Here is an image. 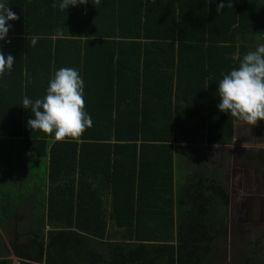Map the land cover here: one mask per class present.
<instances>
[{"label":"trees","instance_id":"1","mask_svg":"<svg viewBox=\"0 0 264 264\" xmlns=\"http://www.w3.org/2000/svg\"><path fill=\"white\" fill-rule=\"evenodd\" d=\"M7 2L19 19L0 41L15 58L0 76V139L30 154L17 169L32 180L0 179V264H223L226 191L200 173L174 186L171 143L231 142L218 84L264 34L258 1L223 0L219 14L221 0H88L63 12L61 0ZM62 67L84 81L93 126L82 143L27 127L23 99H43ZM257 242L230 264H261Z\"/></svg>","mask_w":264,"mask_h":264},{"label":"clouds","instance_id":"2","mask_svg":"<svg viewBox=\"0 0 264 264\" xmlns=\"http://www.w3.org/2000/svg\"><path fill=\"white\" fill-rule=\"evenodd\" d=\"M87 3L88 0H61L59 10L63 12L69 6ZM99 3L100 0H95V4ZM225 6L221 0L217 4V14ZM227 6L232 7L231 0H228ZM18 19L7 0H0V41H5L8 36L11 29L9 22ZM57 35H63L59 28ZM36 42V38L31 39L32 46ZM14 63L15 58L11 54L5 55L0 49V76L6 71L10 72ZM217 92L220 112L244 122L249 129L264 121V42H258L254 49L243 56L238 69L234 68L223 75ZM83 95L84 81L79 71L71 67L60 68L50 79L43 99H23V108L30 109L33 117L27 120V127L56 142L82 143L84 132L93 126L91 116L85 111Z\"/></svg>","mask_w":264,"mask_h":264},{"label":"flooded vegetation","instance_id":"3","mask_svg":"<svg viewBox=\"0 0 264 264\" xmlns=\"http://www.w3.org/2000/svg\"><path fill=\"white\" fill-rule=\"evenodd\" d=\"M235 130L237 141L232 139L230 145L228 144L230 147L223 150L215 149L216 158H212L227 194V215L214 252L220 261L226 260L227 264L242 256V249L237 248L238 246L241 245L240 247L243 246L246 250L249 240L252 239L264 243V216L252 212L248 207L251 206V197L247 195L250 172L258 173L264 168V148L254 146L264 144V127L249 129L243 122L237 125ZM258 175H262L261 171Z\"/></svg>","mask_w":264,"mask_h":264},{"label":"crops","instance_id":"4","mask_svg":"<svg viewBox=\"0 0 264 264\" xmlns=\"http://www.w3.org/2000/svg\"><path fill=\"white\" fill-rule=\"evenodd\" d=\"M258 4L262 7L264 10V0H257ZM258 42H264V34L257 36L254 38L253 43L250 45V49H254ZM243 122L240 120H237L236 118H233L232 122V136L231 140L235 139L237 137L236 133V126L242 124ZM244 126H246L244 124ZM264 127V121H261L258 123V126L254 127ZM4 139V138H3ZM7 140L16 142V139H8ZM237 141V140H236ZM231 143V142H230ZM229 143V145H230ZM172 145V173H173V184L176 186L178 183H182L185 181L192 180L200 175L199 173L205 177V178H213L217 181H219L222 185L223 182L219 180V171L216 169V166L212 163V158L215 157V152L217 148L220 150L230 147L228 144H206L205 141L203 142H197L193 146L187 145V144H174ZM214 145L215 148H214ZM239 146V143L238 145ZM253 147V145H251ZM255 147H262L264 148V144L262 145H254ZM184 148V149H182ZM186 148V149H185ZM179 150V151H177ZM180 150H183L179 155H177ZM18 156V161H21L20 165H24L26 161L29 159L30 154L28 152H19V150L16 152ZM226 153V152H224ZM216 158V157H215ZM7 163V161H6ZM9 164H6L9 168ZM261 171L262 175H258V173ZM19 170L16 168H10L8 171H3L0 173V179H4L3 181L6 182L8 179V183L11 186H14L13 189H16L18 186L17 184H24L25 181L32 180V178L29 175L25 174H18ZM258 173L252 171L250 172V182L249 185V192L247 195H249L250 198V205L248 206L251 208L252 212H254L256 215L261 214L264 216V168L263 171L260 169ZM27 177V179H25ZM179 178V179H178ZM29 187L34 191L36 182L34 181L32 184L29 183ZM12 190V188H11ZM258 212V213H257ZM259 215V216H261ZM19 222V221H18Z\"/></svg>","mask_w":264,"mask_h":264},{"label":"rangeland","instance_id":"5","mask_svg":"<svg viewBox=\"0 0 264 264\" xmlns=\"http://www.w3.org/2000/svg\"><path fill=\"white\" fill-rule=\"evenodd\" d=\"M0 147H1L0 148V173L3 172V171H8L10 168H14V169L20 168V166H21L20 163H22V162L21 161H18V158L20 156L17 155L16 150H14L13 147H11L12 152L11 151L9 152L6 149V147H7L6 143L3 140H1V139H0ZM182 149H184V148H182ZM9 150H10V148H9ZM177 151H179V150H177ZM182 151L183 150H180V152L177 155H179ZM7 158L9 160H7ZM6 161L12 162V163H10L9 168H8V166H6ZM31 168H32V172H34L35 174L38 173L39 170H40L39 165H38V162L37 163L36 162H33ZM22 220H23L22 216L19 215L18 216V219H17V222L19 221V223H21ZM249 241H250L249 244H248L249 246H247L246 250H244L242 248L243 246L240 247L241 245L237 247V248H241L242 249L241 255H245L246 256L251 251V249L253 248V245H251V243L254 242L255 240L252 239V240H249ZM257 243H259V246L262 249L261 250L262 253H260V255H261L260 260L261 261H259V262L261 264H264V243H262L260 241H258ZM252 250H254V249H252ZM9 259L11 261V264H14L15 263V259L13 257L10 256ZM222 263L223 264H227L228 262H226V260L225 261L223 260Z\"/></svg>","mask_w":264,"mask_h":264},{"label":"water","instance_id":"6","mask_svg":"<svg viewBox=\"0 0 264 264\" xmlns=\"http://www.w3.org/2000/svg\"><path fill=\"white\" fill-rule=\"evenodd\" d=\"M234 140V139H233ZM14 264H17L16 262Z\"/></svg>","mask_w":264,"mask_h":264}]
</instances>
